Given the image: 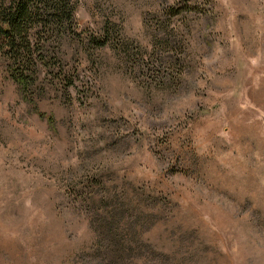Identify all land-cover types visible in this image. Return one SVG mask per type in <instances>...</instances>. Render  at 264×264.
Returning a JSON list of instances; mask_svg holds the SVG:
<instances>
[{"label":"rangeland","instance_id":"374dc122","mask_svg":"<svg viewBox=\"0 0 264 264\" xmlns=\"http://www.w3.org/2000/svg\"><path fill=\"white\" fill-rule=\"evenodd\" d=\"M68 1L31 103L0 56V264H264V0Z\"/></svg>","mask_w":264,"mask_h":264},{"label":"trees","instance_id":"16d2710c","mask_svg":"<svg viewBox=\"0 0 264 264\" xmlns=\"http://www.w3.org/2000/svg\"><path fill=\"white\" fill-rule=\"evenodd\" d=\"M74 17L68 0H0V56L7 63L8 77L27 103L32 101L36 80L35 72L28 70L37 63L49 67L45 36L51 38L58 29H77Z\"/></svg>","mask_w":264,"mask_h":264}]
</instances>
